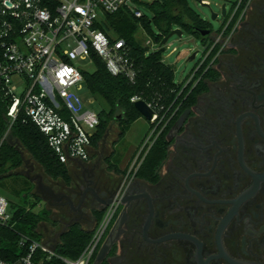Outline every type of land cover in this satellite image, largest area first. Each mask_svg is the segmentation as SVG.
Masks as SVG:
<instances>
[{
	"label": "flooded vegetation",
	"instance_id": "flooded-vegetation-1",
	"mask_svg": "<svg viewBox=\"0 0 264 264\" xmlns=\"http://www.w3.org/2000/svg\"><path fill=\"white\" fill-rule=\"evenodd\" d=\"M207 29L194 33L205 51L183 83L187 95L150 121L153 133L132 167L114 163L123 136L108 150L107 131L69 181L43 176L57 195L37 190L63 227L56 226L59 239L74 224L96 229L121 195L102 238L109 249L90 264H264V0H253L222 34ZM158 136L167 154L153 179L142 178Z\"/></svg>",
	"mask_w": 264,
	"mask_h": 264
},
{
	"label": "built area",
	"instance_id": "built-area-1",
	"mask_svg": "<svg viewBox=\"0 0 264 264\" xmlns=\"http://www.w3.org/2000/svg\"><path fill=\"white\" fill-rule=\"evenodd\" d=\"M135 1L138 0H0V93L13 100L8 111L11 123L21 112L27 115L47 136L63 163L89 159L101 121L100 113L86 109L82 102L80 92L86 71L75 61L95 64L94 56H99L112 74L135 79L130 44L104 28L109 24L108 16L123 9L142 17L144 13L134 6ZM252 1L227 0L222 5V9L224 5L226 8V22L220 34L232 23L238 24ZM201 2L209 5L206 0ZM139 99L142 98L132 97L134 103ZM146 102L155 112L151 122H156L164 106L157 108L153 102ZM135 163L136 159L132 166ZM121 199L118 195L107 208L79 257H62L65 264H90L95 259ZM8 207V200L0 194V227L11 222ZM37 250L48 258L56 255L51 246L32 240L26 255L16 262L0 257V264H44L34 259Z\"/></svg>",
	"mask_w": 264,
	"mask_h": 264
},
{
	"label": "trees",
	"instance_id": "trees-1",
	"mask_svg": "<svg viewBox=\"0 0 264 264\" xmlns=\"http://www.w3.org/2000/svg\"><path fill=\"white\" fill-rule=\"evenodd\" d=\"M149 6L152 18L146 14L136 17L130 11L123 9L116 14L109 15V24L104 27L107 32L124 37L130 44V54L136 70L135 79L131 80L123 74H112L99 56H94L95 71L84 73L85 84L90 92L101 97L108 104V109L100 112L101 121L92 140L95 148L99 147L104 135L114 122L119 124L120 134L124 136L132 124L142 117L132 97L139 96L148 102H153L157 108L164 106L163 111H166L171 107L177 95H187L188 89L181 94L183 83L176 82L173 68L163 61L162 48L148 54V47L136 39V33L140 26L151 33L154 24L158 30L154 39L160 44L163 38L175 28L179 27L191 34L201 36L196 30L211 27V24L201 19L187 0H155ZM203 90L204 88H201L199 92ZM12 101L11 96L0 93V179L12 178L13 182L21 185L27 193L37 196L34 193L35 184L28 177L21 176L18 171L5 176L9 170L19 169L23 165L24 156L20 146L30 152L49 177L69 181L71 175L66 163L60 161L57 153L50 146L47 136L34 121L21 112L11 123L8 111ZM166 154L165 139L158 136L139 169V176L153 179L157 167ZM1 185L6 186V183H1ZM13 191L14 193L19 192L15 188ZM102 217L103 214L98 222ZM49 218L50 210L46 208L39 213L27 209L26 206H19L10 224L0 227V257L16 262L21 256L26 255L32 240L41 241L39 227ZM94 233L95 229L87 230L79 224H74L62 234L54 247L56 255L48 258L46 253L37 250L34 259L43 261L44 264H65L62 257L72 259L79 257ZM24 238L27 240L23 241Z\"/></svg>",
	"mask_w": 264,
	"mask_h": 264
},
{
	"label": "rangeland",
	"instance_id": "rangeland-1",
	"mask_svg": "<svg viewBox=\"0 0 264 264\" xmlns=\"http://www.w3.org/2000/svg\"><path fill=\"white\" fill-rule=\"evenodd\" d=\"M155 0H138L134 2V6L139 8L144 14L152 18V12L150 10L149 4ZM191 8L195 13L206 22L211 24L213 32H217L222 29L224 23L226 22V17L222 13V5L227 0H206L209 2V5H204L201 0H187ZM231 9V3L228 2V10ZM218 13L216 19L212 18V13ZM158 33L157 27L153 24L152 32L148 33L142 26L138 29L136 33V39L139 40L142 45L148 47L147 52L152 53L161 49L160 45L155 41L154 35ZM205 46L201 38L185 31L182 37L178 35L172 36L167 44L162 47V58L163 61L171 66L174 70L175 80L177 83H185L192 71L199 64L201 59L204 57ZM197 52V56L193 60H188V57ZM75 64L80 66L84 71L92 73L96 69V65L78 59L75 61ZM82 102L85 105V108H90L100 113L103 110L108 109V104L99 96H95L90 92L84 83L83 91L80 92ZM120 132V127L117 122H114L109 130L108 136L105 140V145L108 150L112 149L113 144L117 140ZM153 133V127L150 125V121L145 117H140L136 120L131 128L125 133L122 139L117 143L116 154L112 159L114 163L120 165L122 169L130 168L132 166V155H134L139 144L144 142L147 137ZM20 149L23 152L24 163L19 169L9 170L6 175L11 174L12 172H19L21 176L28 177L27 173L34 177L35 175L42 174L45 178L48 177L45 174L42 166L35 161L30 152H28L23 146H20ZM29 178V177H28ZM6 180L0 179V194H2L9 202L8 211L13 216L16 209L23 205L27 209H32L35 212H42L44 208L47 209L44 201L42 200L41 193L37 190V181L33 182L35 184L34 193L37 196L27 193V190L22 188L21 185L13 182L12 178H5ZM1 183H6V186H2ZM19 190L18 193H14L13 189ZM27 193V194H26ZM39 196V197H38ZM35 204H31V202ZM40 202V203H39ZM39 230H43L45 234L48 233L49 225H52L49 221H44L41 223ZM60 226L61 225H55ZM97 227V226H96ZM63 228V227H61ZM42 239V238H41ZM54 246L57 245L56 242H53Z\"/></svg>",
	"mask_w": 264,
	"mask_h": 264
},
{
	"label": "water",
	"instance_id": "water-1",
	"mask_svg": "<svg viewBox=\"0 0 264 264\" xmlns=\"http://www.w3.org/2000/svg\"><path fill=\"white\" fill-rule=\"evenodd\" d=\"M222 13L224 16H226V8L225 5L223 6L222 9ZM216 17H218V13L213 12L212 13V18L216 19ZM185 31L182 28H175L173 29L167 36H165L163 38V40L161 41V43L159 44L160 47L162 48L165 44H167V42L169 41V39L174 36V35H178L180 37H182L183 33ZM210 30H201V33L203 35L209 33ZM196 54L197 52H194L189 58L188 60H193L196 58ZM135 107L140 111V113L142 114L143 117H145L147 120L151 121L154 117V109L152 107H150V105L144 100V99H139L134 103ZM38 181H37V189L40 190L45 196L46 195H52V196H56V192L55 189L53 187H51L50 185L47 184V182L44 181L43 179V175L42 174H38ZM32 181H35V178L31 179ZM72 202V201H71ZM113 201H109L107 205H110ZM109 249V245L107 243V241L102 245L96 260H102L103 257L105 256L106 252Z\"/></svg>",
	"mask_w": 264,
	"mask_h": 264
},
{
	"label": "crops",
	"instance_id": "crops-1",
	"mask_svg": "<svg viewBox=\"0 0 264 264\" xmlns=\"http://www.w3.org/2000/svg\"><path fill=\"white\" fill-rule=\"evenodd\" d=\"M97 151V148H95L94 146H92L91 148V154H94ZM81 161L80 159H70L68 163H66L69 172L72 170V168L79 162ZM30 179V178H29ZM31 180V179H30ZM32 181V180H31ZM43 201V200H41ZM40 203V202H39ZM47 221H49L52 225H49L48 227V233L45 234V232L43 230H40V234H41V241L49 246H51L54 249V244L53 242L58 243L59 242V232L57 227L54 224V221L51 220V218H49ZM42 225V224H41Z\"/></svg>",
	"mask_w": 264,
	"mask_h": 264
}]
</instances>
